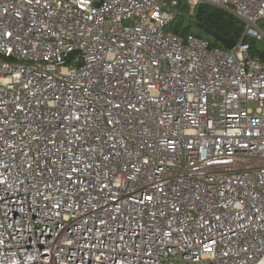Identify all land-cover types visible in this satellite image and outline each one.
Listing matches in <instances>:
<instances>
[{
	"label": "built area",
	"instance_id": "2783aa9c",
	"mask_svg": "<svg viewBox=\"0 0 264 264\" xmlns=\"http://www.w3.org/2000/svg\"><path fill=\"white\" fill-rule=\"evenodd\" d=\"M187 1L243 40L168 31L179 0H0V264H264V0Z\"/></svg>",
	"mask_w": 264,
	"mask_h": 264
},
{
	"label": "trees",
	"instance_id": "16d2710c",
	"mask_svg": "<svg viewBox=\"0 0 264 264\" xmlns=\"http://www.w3.org/2000/svg\"><path fill=\"white\" fill-rule=\"evenodd\" d=\"M176 19L168 26L167 30L177 35H194L207 40L211 46L224 48L212 37L206 35L199 26H204L225 38H232L238 43L244 38V23L232 12L200 4L195 9H191L187 0H179V6L175 9ZM264 30V21L261 23ZM245 43L250 45L253 56L264 58V42L246 38Z\"/></svg>",
	"mask_w": 264,
	"mask_h": 264
},
{
	"label": "water",
	"instance_id": "95a60500",
	"mask_svg": "<svg viewBox=\"0 0 264 264\" xmlns=\"http://www.w3.org/2000/svg\"><path fill=\"white\" fill-rule=\"evenodd\" d=\"M199 28L202 29L206 35L212 37L217 43L221 44L227 50H233L238 44V42L235 41L234 39L225 38L220 34L208 28H205L204 26H199Z\"/></svg>",
	"mask_w": 264,
	"mask_h": 264
},
{
	"label": "snow or ice",
	"instance_id": "6c2138e0",
	"mask_svg": "<svg viewBox=\"0 0 264 264\" xmlns=\"http://www.w3.org/2000/svg\"><path fill=\"white\" fill-rule=\"evenodd\" d=\"M130 178H131V177H130ZM69 179H71V177H69ZM4 183H5V181L0 180V184H4ZM46 198H47V197H46ZM0 199H2V197H0ZM148 199L151 200L152 197L149 196ZM56 207L59 208V207H60V204L57 203V204H56ZM57 215H59V213H57ZM4 218H5V220L7 219V212L4 213ZM10 226H11V225H7V224H5V223H0V228H6V227H10ZM0 242H2V241H0ZM68 242L71 243L72 241L69 240Z\"/></svg>",
	"mask_w": 264,
	"mask_h": 264
}]
</instances>
